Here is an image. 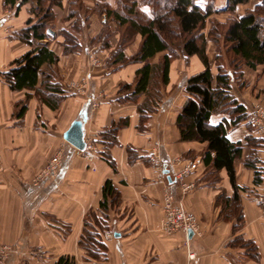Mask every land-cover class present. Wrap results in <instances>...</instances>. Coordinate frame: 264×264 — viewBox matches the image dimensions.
I'll list each match as a JSON object with an SVG mask.
<instances>
[{"label": "crops", "instance_id": "0c3cea01", "mask_svg": "<svg viewBox=\"0 0 264 264\" xmlns=\"http://www.w3.org/2000/svg\"><path fill=\"white\" fill-rule=\"evenodd\" d=\"M31 8L30 2L7 15L6 9L11 8L0 0V224L1 240L14 247L0 264H56L62 255L74 256L76 264H264V218L254 201L264 189V143L254 148L246 145L248 136L264 139V133L250 131L246 121L228 133L232 141L245 144L243 157L256 152L258 167L263 169V181L257 183L254 170L241 159L235 161L241 220L227 201L236 192L227 169L206 167L202 159L206 143L180 138L177 117L187 99V80L204 69L200 59L193 56L188 65L182 57L172 62L170 83L162 86L160 102L142 123L138 106L145 95L127 100L122 89L134 82L139 65L108 64L120 33L111 36L109 48H102L94 31L89 45L83 42L79 51L65 54L53 28L54 35L47 32L45 43L59 56L50 67L59 90L47 89L43 97L36 89L14 90L3 71L33 47L20 35L34 17ZM136 39L126 55L136 52L141 37ZM244 72L249 77L256 70L246 67ZM43 78L41 74L38 87ZM261 81L258 86L264 88V77ZM236 87L233 83L234 97L250 111L257 100L248 89ZM83 112L87 113L85 140L93 138L98 145L92 162L64 138ZM226 117L213 115L211 123ZM109 136L115 144H109ZM58 152L62 161L56 177L35 184V176ZM154 158L164 163L162 171ZM188 161H198L199 170L176 180ZM108 179L120 193L119 202L106 213L110 229L105 233L112 232L113 238H104L108 246L104 255L89 256L79 241L86 217L102 216L100 203ZM182 183L193 187L183 191ZM166 191L196 218L198 227L191 237L180 230L164 231ZM249 243L257 251H251Z\"/></svg>", "mask_w": 264, "mask_h": 264}, {"label": "trees", "instance_id": "16d2710c", "mask_svg": "<svg viewBox=\"0 0 264 264\" xmlns=\"http://www.w3.org/2000/svg\"><path fill=\"white\" fill-rule=\"evenodd\" d=\"M33 1L35 9L31 11L34 17L28 19V26L20 32L25 42L33 47L14 59L10 68L3 71V77L12 89H36V93L43 97L47 94V89L53 92L59 90L50 70L51 65L58 62L59 56L45 42L49 37L47 29L54 19L51 7H63L64 0H5V4L17 13L21 6ZM251 1L228 0L224 11L216 9L214 0L203 3L200 0H119L120 7L107 8L108 20L116 22L118 27L127 28L124 34L120 32L119 42L108 64L110 67L139 65L134 82L124 84L122 89L126 92L124 99L127 100L145 95V100L138 106L142 113V123L147 119V113L155 110L154 106L160 102L162 86L170 83V68L175 59L182 57L188 65L190 58L197 56L204 65L202 71L193 74L186 82L187 99L177 117V125L182 141L206 143L202 155L206 167L215 171L227 169L231 183L236 188L232 199L227 200L230 207L235 209L234 215L238 214L240 203L235 161L241 159L247 168L254 170L256 182L263 181V169L258 167L260 159L256 152L243 157L245 144L234 142L228 136L229 131L243 121L253 131V126L247 121V107L232 94L234 72L241 78L246 67L255 70L264 65V0L250 6ZM82 4L84 5L79 0L70 1L72 12L66 20L74 19L73 26L71 31L64 28L58 32L63 37L61 44L65 54L79 51L78 33L89 22L88 18L80 16ZM238 8L241 13H237ZM221 12H229L230 17L224 22L215 21V26L211 24V28L205 31L213 16ZM88 14L89 11L85 16ZM219 27L224 30L218 32ZM112 35L107 33L100 37L102 48L110 47ZM138 35L141 41L136 52L131 56L126 55V44ZM221 38L234 71L225 67L223 54L217 48ZM38 40L42 43H35ZM211 41L215 43L217 50L213 58L208 52ZM44 65L47 66L43 68ZM41 74L44 78L42 85L38 87ZM216 114H225L227 117L218 124H212L211 118ZM112 137L106 138L110 140L109 144H115ZM263 143L264 139L248 136L246 145L254 148ZM101 153L111 162L107 150ZM119 199V191L112 180L108 179L103 186L100 203L102 216L91 213L86 217L79 241L89 256L98 257L108 250L104 234L110 229V217L106 213L110 205L118 203ZM237 217L243 219L240 215ZM248 245L251 251H257L252 243ZM56 264H76V259L71 255H62Z\"/></svg>", "mask_w": 264, "mask_h": 264}, {"label": "rangeland", "instance_id": "374dc122", "mask_svg": "<svg viewBox=\"0 0 264 264\" xmlns=\"http://www.w3.org/2000/svg\"><path fill=\"white\" fill-rule=\"evenodd\" d=\"M70 1L71 0H64L63 3H65V7H60L57 5H54L53 7H51V11L54 15V19H53V23L49 26L50 28L48 29H52L54 32L55 30L58 32H60L62 29L66 28L67 30L71 31V27L73 26V24H71L69 26V23L71 21H67L66 18L68 17V15L72 12V7L70 5ZM82 1L84 3V5L82 4L83 8L79 9V13H81V17H85L88 18V23L86 26H84L83 29H81V33H78V37H77V43L79 44V46H77L78 50L80 48H82L81 44L84 42L85 44L87 43V45H89V40L91 39L92 35H94V31H96V36L94 37V39L98 42L97 44H99V40L100 37L102 35H105L107 33H112L113 35L116 33H125L126 32V27H118V24L116 22H114L113 20H108V15H107V8H113V9H117L119 6V0H79ZM203 1L206 0H200L201 3H203ZM215 1V7L216 9H222V11H224L223 9H226L228 4L227 1L228 0H214ZM259 0H252L250 3V6L254 5L255 2H258ZM35 3V1H33ZM32 2V8L31 10L34 11V7L35 4ZM146 10H149V8L145 7ZM9 11L11 12V14H8ZM87 11H89V14L85 16V13H87ZM15 12L12 9H6V14L7 15H13ZM238 13V12H237ZM230 17L229 12H221L218 13L216 15L213 16L211 22L208 23L207 27L205 28V31H207L206 29L211 28V24H213V26H215V21H219V22H224L226 21L228 18ZM94 18H97L99 20V22H92L91 21H95L93 20ZM105 20H107L108 22H105ZM94 23V24H93ZM55 29H53V28ZM224 30V28L219 27L217 29L218 32H222ZM56 35V33H55ZM82 37V39H81ZM103 37V36H102ZM57 38H59V40L63 41V37H60L59 35H57ZM136 37H134L132 39V41H129L126 45L127 48L131 47L132 45L135 44L136 42ZM91 42V41H90ZM219 47L220 52L223 54L224 57V65L227 69H229L230 71H234L233 68L231 67L230 64V59L228 58V55H226V48H225V44L223 39L221 38L219 41V45L217 46V48ZM91 48V47H90ZM89 49V46L88 48ZM208 49L210 51L211 54V58H213L214 53L217 51L216 50V45L214 42H210ZM97 61V60H96ZM95 59L92 60V62H96ZM256 72H250L249 77H244V75H246V73L244 72L243 76L240 78H238L237 74L234 72V79H233V83L235 85H237L236 89H242V88H246V90H249V93L252 97H254L257 102L253 105L252 108H250L249 111V115L252 114L255 109H257V107H261L264 109V88H260L258 86L259 82H262L261 80L264 77V67H260L255 69ZM260 76V77H259ZM262 76V77H261ZM245 79V80H243ZM249 86V87H248ZM234 93V92H233ZM232 93V94H233ZM237 93L239 94V91H237ZM248 93V94H249ZM248 96V95H247ZM249 117V116H248ZM248 121V119H247ZM248 124H251L253 126V124L249 121ZM256 130L258 131L254 126H253V131Z\"/></svg>", "mask_w": 264, "mask_h": 264}, {"label": "built area", "instance_id": "2783aa9c", "mask_svg": "<svg viewBox=\"0 0 264 264\" xmlns=\"http://www.w3.org/2000/svg\"><path fill=\"white\" fill-rule=\"evenodd\" d=\"M8 14H11L9 11ZM251 122L253 126L258 130L259 133H264V109L257 107L255 111L249 115L248 122ZM82 156L92 162L96 158L98 152V145L95 139L89 138L86 140V147L80 151ZM62 161L61 152L54 155L49 162L39 171V173L33 179L35 184L39 183L46 178H55L57 175L58 168ZM153 163L158 167L159 170H163L164 163L154 158ZM200 163L198 161H188L185 163L180 171L176 173V180L183 181V179L197 172L199 170ZM183 191H188L193 187V184L182 183ZM254 201L258 204L262 217L264 218V189L254 196ZM164 218L163 228L167 234H172L178 230L184 232L187 237L189 232L195 231L198 227L196 218L187 212L182 203L176 201L173 194L170 191H166L164 196ZM105 239L113 238L112 232H106L104 235ZM14 247L1 240V224H0V263H4L10 257Z\"/></svg>", "mask_w": 264, "mask_h": 264}, {"label": "water", "instance_id": "95a60500", "mask_svg": "<svg viewBox=\"0 0 264 264\" xmlns=\"http://www.w3.org/2000/svg\"><path fill=\"white\" fill-rule=\"evenodd\" d=\"M49 34L54 35V31L52 29H47ZM87 119V113L83 112L82 116L79 119H76L72 122L70 128L64 133V138L76 147L78 150H84L86 147V140H85V130H84V123ZM193 232H189V236L191 237Z\"/></svg>", "mask_w": 264, "mask_h": 264}]
</instances>
